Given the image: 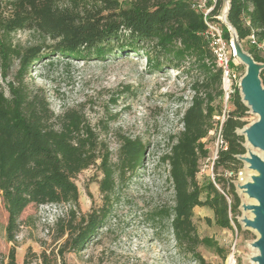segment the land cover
<instances>
[{
	"label": "trees",
	"instance_id": "trees-1",
	"mask_svg": "<svg viewBox=\"0 0 264 264\" xmlns=\"http://www.w3.org/2000/svg\"><path fill=\"white\" fill-rule=\"evenodd\" d=\"M228 1L227 24L220 22L225 41L229 44L235 35L238 43L247 44L251 58L264 64L259 52L264 48V0ZM223 7L224 0H216L210 20L217 21ZM206 31L191 0H0V191L7 213L5 234L12 244L6 264H17L18 219L29 204L70 209L66 219L56 220L61 243L43 247L40 254L28 250L22 264H66V254L83 251L106 225L117 187L134 178L144 160L142 141L121 135L113 162L97 130L105 132L107 122L93 126L81 106L56 115L43 90L28 87L26 78L35 64L52 57L103 61L136 56L149 71L183 77L191 96L181 114L182 129L169 137L159 158L168 168L173 204L155 209L149 218L169 221L174 247L195 264H207L200 247L226 258L213 238L196 233L193 212L206 208L213 217H205L208 224L239 228L240 200L225 173L238 171L239 157L246 154L244 137L237 131L246 125L241 119L249 108L236 84L228 94L232 109L224 108V75ZM18 32L28 33L30 40L14 41ZM260 74L264 86V70ZM213 131L219 132L223 145L212 168L213 181L200 185L199 164L209 155L203 140ZM91 167L102 175L97 180L102 205L83 214L75 178Z\"/></svg>",
	"mask_w": 264,
	"mask_h": 264
},
{
	"label": "rangeland",
	"instance_id": "rangeland-1",
	"mask_svg": "<svg viewBox=\"0 0 264 264\" xmlns=\"http://www.w3.org/2000/svg\"><path fill=\"white\" fill-rule=\"evenodd\" d=\"M227 2L228 0H224L221 18L224 17L223 11ZM30 38L26 32L13 35L14 41L21 44L27 43ZM229 44V59L233 65L229 70L235 77H232L229 83H222V89L225 91L223 106L226 110L232 109L226 96L232 85L239 87L241 95L244 91L243 82L247 67L242 63L240 56L249 58L256 68L263 65L251 58L247 44L235 45L233 39ZM235 52L237 55H234ZM259 52L264 57V48H259ZM35 65L26 78L28 87L31 90L42 89L48 98L51 111L56 115L65 109L81 106L88 122L93 126L98 123L101 126L107 122L108 129L105 132L99 127L97 130L100 138L107 143L113 162L117 158L116 153L120 145L118 140L121 135L138 138L145 146L144 160L137 175L116 189V201L106 225L97 231L93 241L83 251L66 254L65 263L195 264L174 247L169 221L153 222L149 218L155 209L173 204V188L168 180V168L159 158L167 151L169 137L182 129L181 114L191 96L183 77L177 75V72L149 71L145 62L136 56L103 61L52 57L40 60ZM15 69L16 66L11 74ZM258 81L262 83L261 76ZM257 119L258 116L249 109L241 121L246 123V127L256 123ZM203 141L209 154L208 158H211L218 146L217 133L210 132ZM244 145L246 154L242 157L248 154V144L245 141ZM253 151L260 153L257 148H253ZM199 170L197 182L200 185L213 180L214 172L211 170L210 161L201 160ZM238 171L243 173L242 181L232 177V183L240 200L239 213L236 215L239 228L232 224L233 229L226 230L216 228L213 222L208 224L205 217L213 220L212 212L201 207L195 208L193 212L196 233L201 238H213L227 252V256L234 254L238 264H260L258 259L261 252L259 247L255 246L260 234L253 228L244 226L243 218L249 215L245 212L247 200L241 185L248 179L252 184H256L258 178L249 172L245 162H241ZM101 177L96 167H91L80 172L75 178L81 213L87 214L92 208L102 205L97 185V180ZM69 209L68 206L61 205L29 204L18 219L20 228L15 237L17 264H22L28 250L40 254L43 247L61 243L62 239L59 241L56 237L55 224L56 220L67 218ZM6 220L7 213L0 191L2 264L7 263L8 252L12 248L5 234ZM199 252L207 264H225L226 258L218 257L212 248L200 247Z\"/></svg>",
	"mask_w": 264,
	"mask_h": 264
},
{
	"label": "bare ground",
	"instance_id": "bare-ground-1",
	"mask_svg": "<svg viewBox=\"0 0 264 264\" xmlns=\"http://www.w3.org/2000/svg\"><path fill=\"white\" fill-rule=\"evenodd\" d=\"M227 7V5H226ZM226 7L224 8V11L226 10ZM234 55H237L236 52ZM242 59V63L246 65L247 67V75L244 77V85H245V91H243V100L246 104H248L252 111L258 116L257 122L254 123L257 125V123L260 122V116L261 113L264 114V87L260 85L255 78V67L252 63V61L247 58L246 56H240ZM246 126L244 129L245 137L248 139V154L244 157V159L247 160L246 162V168H249L250 171L254 176L257 178H260V174L253 168H251L252 164L260 163L262 166H264V151H260V153H256L253 151V148H256L255 144L262 145L264 142V126L257 127L255 130L252 129L255 127V125ZM252 184V181L244 180L242 182V188H243V194L245 196V199L247 200L245 204V212L249 216H244L243 222L244 226L251 227L257 220V213L264 216V210L262 207V202L257 197L253 196L249 192V188L247 189L248 185ZM255 231L257 229L253 228ZM260 234V233H259ZM261 238V234H260ZM259 251H263L262 248H258Z\"/></svg>",
	"mask_w": 264,
	"mask_h": 264
},
{
	"label": "built area",
	"instance_id": "built-area-1",
	"mask_svg": "<svg viewBox=\"0 0 264 264\" xmlns=\"http://www.w3.org/2000/svg\"><path fill=\"white\" fill-rule=\"evenodd\" d=\"M216 0H191V9L194 12L201 13L203 16V21L205 24V27L207 29L206 31V37L208 40V44L210 47V50L212 54L215 57L216 63L219 67H221L223 71V82L229 83L230 79L232 77H235L230 73L229 70V63L231 60L229 59V44L224 39L223 36V28L221 27V23L227 24L225 19V12L224 17L221 18L220 14L217 16V21L210 20L211 10L213 9V6L215 4ZM221 22V23H220ZM249 41L251 44H256L253 37L249 38ZM263 45H259V47H262ZM226 96H228V93H226ZM217 138H218V146L215 149V152L213 153L211 158H206L207 161H210L211 170H213V165L218 158V149L223 145V142L219 136V132H217ZM225 149V145H224ZM242 172L241 171H232V172H226L225 176L229 177L230 179L236 178L239 182L242 181ZM213 175V174H212ZM212 179H214V176H212ZM213 181V180H212ZM226 199L230 202V200L226 197ZM225 264H238L234 254L227 256L225 259Z\"/></svg>",
	"mask_w": 264,
	"mask_h": 264
},
{
	"label": "water",
	"instance_id": "water-1",
	"mask_svg": "<svg viewBox=\"0 0 264 264\" xmlns=\"http://www.w3.org/2000/svg\"><path fill=\"white\" fill-rule=\"evenodd\" d=\"M228 4H229V1L227 2V7H226V10L224 11L225 12V19L227 18ZM233 44H235V45L238 44V40H237L235 35L233 37ZM263 70H264V64L260 65L259 68L255 67V78H256V81L258 83H259L258 78L261 76L260 73ZM246 75H247V73H246ZM260 85L263 86L262 83ZM243 90L245 91L244 82H243ZM241 101L244 104V106H247L249 109L252 110V108L248 104H246L244 102L243 94L241 95ZM259 116H260V122L257 123V125L254 124L255 127L252 128L254 130L257 127L264 126V114L261 113V115H259ZM244 129H245V127L243 129H239L237 131V135H239L241 137H244L245 142L248 143V139H247V137H245ZM255 146L259 150H261V151L263 150L264 151V142L262 143V145L255 144ZM244 148L246 150V146L245 145H244ZM239 159H240L241 162H245V163L247 162V160L244 159V157H242V156H240ZM251 168H254V169H256L259 172L260 178L256 179V184H249L247 189L249 188V192H250L251 195H253V196H255V197H257L258 199L261 200L262 207H263V210H264V166H262L260 163H255V164H252ZM256 215H257L256 222L253 223V224H248V225H251L253 228L257 229V231L261 234V238L255 243V246L263 249V251H261V257L258 259V261L260 262V264H264V216L260 215L259 213H257Z\"/></svg>",
	"mask_w": 264,
	"mask_h": 264
}]
</instances>
